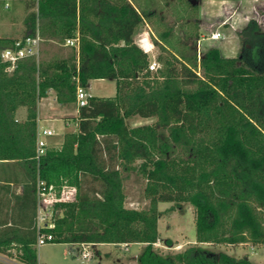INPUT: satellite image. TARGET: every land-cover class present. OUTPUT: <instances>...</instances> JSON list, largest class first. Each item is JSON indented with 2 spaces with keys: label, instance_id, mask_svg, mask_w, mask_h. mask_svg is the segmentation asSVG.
<instances>
[{
  "label": "trees",
  "instance_id": "trees-1",
  "mask_svg": "<svg viewBox=\"0 0 264 264\" xmlns=\"http://www.w3.org/2000/svg\"><path fill=\"white\" fill-rule=\"evenodd\" d=\"M25 36L66 43L80 35L72 56L1 58L16 40L0 38V255L38 264L37 181L75 189L51 206L52 243L144 244L139 264H255L191 246L177 254L153 250L159 242V203L195 208L197 242L264 245V30L251 19L240 32L244 48L224 58L212 49L180 55L161 37L156 75L133 35L148 16L129 0H31ZM199 41V39H197ZM159 46V45H158ZM115 80L114 98L88 97L78 129L60 148L36 161L38 105L54 90L60 104L75 103L78 84ZM79 80V82H77ZM27 109L17 121L16 111ZM139 116L154 124L131 127ZM140 162L138 168L133 164ZM136 169L150 203L125 207L124 181ZM22 187L18 193V187ZM171 244V241H167ZM15 252V254L13 253Z\"/></svg>",
  "mask_w": 264,
  "mask_h": 264
},
{
  "label": "rangeland",
  "instance_id": "rangeland-1",
  "mask_svg": "<svg viewBox=\"0 0 264 264\" xmlns=\"http://www.w3.org/2000/svg\"><path fill=\"white\" fill-rule=\"evenodd\" d=\"M140 3L143 12L151 18L152 33L151 41L155 47L154 58L166 56L162 52L158 39L167 34L166 42L180 55L197 53L198 75L203 71L200 67V58L212 49H217L224 58H236L244 48L240 38V32L247 26L251 19H255L260 28L264 30V7L258 6L249 9L244 0H135ZM31 0H12L11 6L6 7L5 2L0 0V38L6 40H19L24 38L26 31V20L32 9L28 8ZM198 2L197 5L193 3ZM143 27L137 28L136 33H142ZM220 32L222 38L217 41L210 39L213 33ZM155 36V37H154ZM199 39V41L197 40ZM164 42V41H162ZM159 45V46H157ZM140 46L146 51V39H140ZM77 51V50H76ZM74 49L66 43L41 41L40 56L38 61L49 62L56 59L72 56ZM1 58H4L1 53ZM149 60H151L149 58ZM152 60V61H153ZM150 62V61H149ZM160 67V64H159ZM153 72L152 75H156ZM110 83L99 81L93 84V93L96 95L111 94ZM116 94V93H115ZM114 95V94H113ZM76 106L73 103L53 105L51 98L43 100L41 117L74 114ZM27 113V112H26ZM16 119L24 121V110L16 112ZM25 116V115H24ZM66 131L75 132V122ZM131 127L150 125L155 119H144L139 116L127 120ZM41 128L46 123L40 122ZM52 135H62L64 129L50 130ZM62 137H54L50 141L49 148H60ZM140 162L133 164L138 168ZM126 202L128 209L142 210L149 203L146 197L147 181L136 169L128 172L124 181ZM75 197V189L72 186L63 185L54 188L49 200H72ZM43 212L49 214L43 207ZM158 211L161 217L158 221L159 242L154 244L153 250L166 255L177 254L191 246H200L205 250L223 253L237 259L248 257L255 264H264V245H254L251 242L232 244H200L197 242V229L195 223V208L190 203H159ZM262 222H264V211H259ZM167 241H171L168 244ZM144 244H102L98 246L85 247L81 244H63L49 242L43 246H37L38 264H139L138 256L145 249ZM89 251V259L82 258V252ZM15 254V252H13ZM6 259L0 264L20 263L14 255H0Z\"/></svg>",
  "mask_w": 264,
  "mask_h": 264
},
{
  "label": "built area",
  "instance_id": "built-area-1",
  "mask_svg": "<svg viewBox=\"0 0 264 264\" xmlns=\"http://www.w3.org/2000/svg\"><path fill=\"white\" fill-rule=\"evenodd\" d=\"M5 2L6 7L11 6L12 0H3ZM36 2L38 0H35ZM79 1V0H78ZM222 38V34L220 32H215L210 37L211 40L217 41ZM42 39L40 37L39 32L37 31L35 36H26L22 39L16 40L14 42V45L12 47H9L2 51V56L4 58L5 62H9L11 66L8 68V71H12L14 68V65L17 61L28 58V57H35L39 59L40 56V43ZM66 45L70 46L77 51L80 49V35L79 33L75 38L67 39ZM145 52V51H144ZM146 53V52H145ZM147 54V53H146ZM148 69L150 72H157L159 69V63L157 60L149 62ZM79 82V80L77 81ZM88 94L85 92V90L78 84L77 87V103L78 107H85L88 102ZM52 133L50 130L42 129L38 130L37 132V141H36V161L39 162L42 156H44L47 152V149L49 148V142L48 138L52 137ZM53 186H47L46 183L40 179L37 181V195H38V216H37V229H38V239H37V246H43L49 242H52L54 240V237L50 233H45L43 230L45 229H53L54 224L51 221V206L56 200H49V196H51V193L53 191ZM58 200V199H57ZM49 209H46V211L51 214L49 217L42 209L43 207H48ZM85 246L86 248L91 246L89 244H81ZM82 258L83 259H89L91 257V254L89 251H83L82 252ZM0 259L5 262L6 259L2 256H0ZM12 264H23V263H15Z\"/></svg>",
  "mask_w": 264,
  "mask_h": 264
},
{
  "label": "crops",
  "instance_id": "crops-1",
  "mask_svg": "<svg viewBox=\"0 0 264 264\" xmlns=\"http://www.w3.org/2000/svg\"><path fill=\"white\" fill-rule=\"evenodd\" d=\"M129 1L133 4V6L139 12L140 11L143 12V10L141 9L140 3L136 2L135 0H129ZM238 1H241V0H238ZM243 3L249 9H252V8H255V7H258V6L264 7V0H244ZM140 26H144L143 27V29H144L143 32L138 34L135 31V33L133 35V39H134V42H135L136 46L139 47L140 49H142L143 51H145L147 53L148 61L151 62L153 59H155L154 58V55H155L154 49H155V47L153 46L152 41H151V33H152L151 28L153 26L152 23H151V18L150 17L145 18L143 20V22L138 26V28ZM142 38H145L146 39V47L149 49L148 51H146L144 48H142L140 46V39H142ZM157 41H158V43L160 45H163L164 46V44L159 39ZM68 47H70V46H68ZM70 48H72V47H70ZM77 52H79V51H77ZM149 58L151 60H149ZM99 81H101L103 83L105 81H108L110 83V85H111V86H109V85L108 86H109V88H110V90H111L112 93L109 94V95L108 94H104L103 92H102L103 95H96V94H94L93 93V84L94 83H98ZM84 90L88 94V96H94V97H99V98H114L116 96L115 93H117V86H116V81L115 80H105V79H103V80H91L88 83L87 88H85ZM49 98H51V101H52L53 105L57 104L58 106H61V104L57 101V94H56V92L54 90L48 91L47 97L41 99L40 102H39V105H38V119H37L38 130H42L41 125H40V122H42V121L44 123H46V126H47V128L46 127H43V129L54 130V128L55 129H61V128H63L64 129V133L62 135H53L52 137H49L48 138V141H50L54 137H62V139H63L62 141H64V136L68 133L66 131L69 129V127L71 126V124H73L72 121L75 122V127H76L75 132L78 129V114H79V109L80 108L78 107L77 98H76V102L73 103L76 106V110H75L74 114L67 115V116L53 115V116H47V117H44L43 118L40 115L42 113L43 100H47ZM22 110H24V115L25 116L23 115V117H24V120H25L26 119V116H27V113H26L27 112V109L26 108H20L16 112H21ZM17 121H19V120L17 119ZM38 130H37V132H38ZM75 132H73V133H75ZM49 147H50V142H49ZM21 190H22V187L19 186L18 187V193H20ZM96 246H98V245H96Z\"/></svg>",
  "mask_w": 264,
  "mask_h": 264
},
{
  "label": "water",
  "instance_id": "water-1",
  "mask_svg": "<svg viewBox=\"0 0 264 264\" xmlns=\"http://www.w3.org/2000/svg\"><path fill=\"white\" fill-rule=\"evenodd\" d=\"M194 5H197L198 4V2H196V3H193ZM117 246H120V245H117Z\"/></svg>",
  "mask_w": 264,
  "mask_h": 264
}]
</instances>
